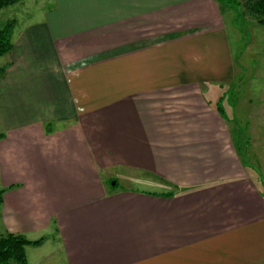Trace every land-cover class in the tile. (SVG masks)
I'll return each instance as SVG.
<instances>
[{
  "label": "crops",
  "instance_id": "crops-1",
  "mask_svg": "<svg viewBox=\"0 0 264 264\" xmlns=\"http://www.w3.org/2000/svg\"><path fill=\"white\" fill-rule=\"evenodd\" d=\"M32 2L0 56V232L42 238L27 264H264V187L210 98L235 75L219 2Z\"/></svg>",
  "mask_w": 264,
  "mask_h": 264
},
{
  "label": "rangeland",
  "instance_id": "rangeland-1",
  "mask_svg": "<svg viewBox=\"0 0 264 264\" xmlns=\"http://www.w3.org/2000/svg\"><path fill=\"white\" fill-rule=\"evenodd\" d=\"M239 1V3L237 2ZM220 2L225 12L229 46L235 68L234 79L221 89L218 98L210 93V98L219 100L223 116L227 120L233 141L247 169H255L264 187V25L257 23L245 9L246 0ZM31 3V5H30ZM19 0L0 9V23L9 19L24 20L35 12L32 0H25L22 11L18 9ZM13 19V20H15ZM257 179V181L259 182ZM113 181L106 182L114 188ZM135 187L158 190L140 182H118L117 188Z\"/></svg>",
  "mask_w": 264,
  "mask_h": 264
},
{
  "label": "trees",
  "instance_id": "trees-1",
  "mask_svg": "<svg viewBox=\"0 0 264 264\" xmlns=\"http://www.w3.org/2000/svg\"><path fill=\"white\" fill-rule=\"evenodd\" d=\"M16 0H0V9L14 3ZM217 2H228L235 0H216ZM237 1V0H236ZM239 3V1H237ZM245 9L248 14L257 21L258 24L264 25V0H246ZM14 20L9 19L3 24L0 23V56L8 53L12 48L11 34ZM4 67H0V74ZM216 103L217 110L223 115V109ZM2 134L0 133V138ZM171 194V193H168ZM3 189L0 188V207L2 204ZM42 238L29 240L20 233L9 231L0 232V264H27L25 255L26 245H38Z\"/></svg>",
  "mask_w": 264,
  "mask_h": 264
}]
</instances>
